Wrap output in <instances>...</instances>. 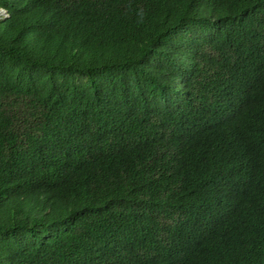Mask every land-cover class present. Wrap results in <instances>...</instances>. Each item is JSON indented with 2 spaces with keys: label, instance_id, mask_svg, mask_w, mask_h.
Instances as JSON below:
<instances>
[{
  "label": "trees",
  "instance_id": "16d2710c",
  "mask_svg": "<svg viewBox=\"0 0 264 264\" xmlns=\"http://www.w3.org/2000/svg\"><path fill=\"white\" fill-rule=\"evenodd\" d=\"M0 264H264V0H0Z\"/></svg>",
  "mask_w": 264,
  "mask_h": 264
},
{
  "label": "clouds",
  "instance_id": "9594fccd",
  "mask_svg": "<svg viewBox=\"0 0 264 264\" xmlns=\"http://www.w3.org/2000/svg\"><path fill=\"white\" fill-rule=\"evenodd\" d=\"M1 11L3 12V14H5V12H6L5 9H1Z\"/></svg>",
  "mask_w": 264,
  "mask_h": 264
},
{
  "label": "rangeland",
  "instance_id": "374dc122",
  "mask_svg": "<svg viewBox=\"0 0 264 264\" xmlns=\"http://www.w3.org/2000/svg\"><path fill=\"white\" fill-rule=\"evenodd\" d=\"M6 13V12H5ZM0 14H3V12L0 10Z\"/></svg>",
  "mask_w": 264,
  "mask_h": 264
},
{
  "label": "water",
  "instance_id": "95a60500",
  "mask_svg": "<svg viewBox=\"0 0 264 264\" xmlns=\"http://www.w3.org/2000/svg\"><path fill=\"white\" fill-rule=\"evenodd\" d=\"M6 11V10H5Z\"/></svg>",
  "mask_w": 264,
  "mask_h": 264
}]
</instances>
